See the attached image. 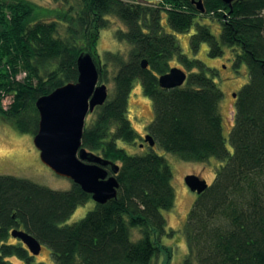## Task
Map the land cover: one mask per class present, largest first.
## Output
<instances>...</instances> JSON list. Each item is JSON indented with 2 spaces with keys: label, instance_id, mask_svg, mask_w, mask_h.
<instances>
[{
  "label": "trees",
  "instance_id": "16d2710c",
  "mask_svg": "<svg viewBox=\"0 0 264 264\" xmlns=\"http://www.w3.org/2000/svg\"><path fill=\"white\" fill-rule=\"evenodd\" d=\"M53 1L56 6L46 8L30 0H0V116L33 136L35 100L76 81L82 52L92 56L101 83V65L93 54L107 17L115 16L126 28L115 37L131 49L126 60L106 53V61L117 66L113 95L88 113L95 117L83 128L81 147L118 166L116 197L94 202L84 217L65 224L90 194L73 182L68 190H52L0 175V264H12V256L26 263L33 258L18 239L11 242L14 228L46 246L54 264H154L160 255L169 264L172 250L161 239L172 234L163 215L174 204L171 169L152 147L128 154L117 145L134 144L138 137L127 117L134 81L151 101L153 117L145 130L154 146L186 162L214 158L222 163L186 215L182 264H264V0H235L231 9L221 0H202L204 12L189 0H160L151 3L155 6L135 0ZM203 16L219 21L218 37L200 23ZM193 24L191 50L204 43L207 55L215 57L223 47L232 48L233 69L244 65L247 71L235 98L230 152L219 112L223 94L212 70L188 58L166 32L183 33ZM172 61L197 71L186 74L181 86L162 89L157 76ZM20 73L24 76L17 79ZM6 95L11 102L3 109ZM106 169L111 172L109 165Z\"/></svg>",
  "mask_w": 264,
  "mask_h": 264
},
{
  "label": "rangeland",
  "instance_id": "374dc122",
  "mask_svg": "<svg viewBox=\"0 0 264 264\" xmlns=\"http://www.w3.org/2000/svg\"><path fill=\"white\" fill-rule=\"evenodd\" d=\"M30 1L46 8L56 6L53 0ZM106 22H108L106 28L100 30L97 35L96 54L94 53L93 56L95 62H98L96 57L98 55L102 72L101 83L106 85L107 97L110 98L114 91L113 77L116 74L117 66L112 61H106L105 55L106 53L119 54L122 55L123 60H126L131 46L115 37L117 31L126 30L125 25L119 19L115 16H108ZM200 23L207 25L210 31L218 37L220 23L216 18L203 16ZM194 29L193 24L188 31L183 33L169 32L168 28L165 31L175 37L182 53L187 55L188 58L199 59L206 67L212 70L211 76L223 94L219 103V112L222 117L223 135L226 138L227 149L230 152L228 133L233 125L235 98L240 87L247 81V71L244 65H240L237 70L233 69L232 59L234 52L232 48L223 47L222 52L215 57L207 55V46L204 43L198 44L194 50H191L188 43L189 36L193 33ZM170 65L171 67L181 68L186 74L197 71L196 69L186 70L177 61H172ZM23 76L24 74L20 73L16 78L21 79ZM134 83L128 99L127 117L138 137L134 144H125L118 141L117 145L122 147L128 154H142L149 150L147 144L143 142L142 137L144 133H147L145 130L146 125L152 120L153 108L151 101L142 94L140 82L134 81ZM233 94H235L234 97L232 96ZM10 102L11 97L9 95L4 96L1 101L2 108L7 109ZM94 117V114L86 115L84 126L91 122ZM32 138L33 136L29 131H19L13 127L11 121L0 116V175L24 178L52 190H68L72 186V181L55 174L41 162L39 152L34 147ZM142 143L143 146H141ZM152 150L159 155H163L169 165L172 172L171 185L175 196L172 209L163 212L167 221V229L171 230L172 234L164 236L161 239V244L170 247L172 250L169 264H182L187 252L183 225L186 215L196 199V193L190 191L185 185L184 177L187 174H195L204 179L207 185H209L214 179L216 170L222 163L214 158H210L202 163L186 162L172 154L164 153L156 145L152 147ZM93 207L94 201H91V199L87 203L78 206L65 224H71L80 220ZM220 219H222L221 216ZM131 235L133 239L138 238V229L133 228ZM15 241V238H11V242ZM164 260L165 257L160 255L155 259L154 264H163ZM9 261L12 264H54L49 249L44 245L39 254L34 255L31 261H27V263L15 256L10 257Z\"/></svg>",
  "mask_w": 264,
  "mask_h": 264
},
{
  "label": "water",
  "instance_id": "95a60500",
  "mask_svg": "<svg viewBox=\"0 0 264 264\" xmlns=\"http://www.w3.org/2000/svg\"><path fill=\"white\" fill-rule=\"evenodd\" d=\"M190 1L198 11L204 12L201 0ZM221 1L231 9L235 0ZM140 66L146 68L147 61L142 59ZM76 70V81L60 85L35 100L38 126L32 141L44 165L55 174L70 179L83 192L90 194L95 203L104 204L116 197L118 166L81 147V135L86 115L106 101L107 87L98 82L97 67L88 52L77 56ZM185 80V71L175 66L157 76L158 86L162 89L179 87ZM143 141L154 146L148 133ZM108 165L110 173L106 169ZM184 183L196 194L208 186L195 174H187ZM10 234L18 238L31 255L39 254L41 244L31 234L16 228Z\"/></svg>",
  "mask_w": 264,
  "mask_h": 264
},
{
  "label": "flooded vegetation",
  "instance_id": "af4514ba",
  "mask_svg": "<svg viewBox=\"0 0 264 264\" xmlns=\"http://www.w3.org/2000/svg\"><path fill=\"white\" fill-rule=\"evenodd\" d=\"M127 1H129V0H127ZM158 1H160V0H158ZM189 1H190V0H189ZM201 1H202V0H201ZM138 2H139L140 5H144V6H145V5H147V6H148V5H149V6H153V4H151V3H152V2H155V0H142V1H138ZM190 3H191V1H190ZM191 4L194 5L193 3H191ZM202 4H203V3H202ZM158 76H159V75H158ZM233 95H234V94H233ZM233 95H232V96H233ZM233 97H234V96H233ZM87 115H88V114H87ZM146 134H147V133H144V136H145ZM144 136H143V137H144ZM143 137H142V140H143ZM143 142H144V141H143ZM144 143H146V142H144ZM146 144H147V143H146ZM141 146H143V143L141 144ZM141 146H140V147H141ZM147 146L150 147L148 144H147ZM15 239H18V238H15ZM18 240H19V239H18ZM22 245H23V244H22Z\"/></svg>",
  "mask_w": 264,
  "mask_h": 264
},
{
  "label": "built area",
  "instance_id": "2783aa9c",
  "mask_svg": "<svg viewBox=\"0 0 264 264\" xmlns=\"http://www.w3.org/2000/svg\"><path fill=\"white\" fill-rule=\"evenodd\" d=\"M158 2V0H155V3H157ZM153 6H155V4H153Z\"/></svg>",
  "mask_w": 264,
  "mask_h": 264
},
{
  "label": "bare ground",
  "instance_id": "6f19581e",
  "mask_svg": "<svg viewBox=\"0 0 264 264\" xmlns=\"http://www.w3.org/2000/svg\"><path fill=\"white\" fill-rule=\"evenodd\" d=\"M91 199V198H90ZM92 201V200H91Z\"/></svg>",
  "mask_w": 264,
  "mask_h": 264
}]
</instances>
